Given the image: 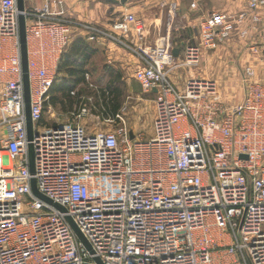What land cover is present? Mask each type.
<instances>
[{"label":"built area","instance_id":"built-area-1","mask_svg":"<svg viewBox=\"0 0 264 264\" xmlns=\"http://www.w3.org/2000/svg\"><path fill=\"white\" fill-rule=\"evenodd\" d=\"M238 1L236 11L213 10L202 20L184 65H197L201 49L260 28V43L250 49L264 52V0ZM23 13L31 140L21 11L17 0H0V264H264V80L255 68L243 69L244 96L231 103L215 80L193 72L178 87L170 78L173 47L145 44L133 13L108 30L52 16L47 5ZM76 30L140 58L134 77L155 95L150 137L129 129L123 113L108 118L118 123L107 131L90 132L78 121L41 124ZM133 30L136 45L125 41ZM47 112L54 113L51 105ZM33 179L46 198L33 191Z\"/></svg>","mask_w":264,"mask_h":264},{"label":"rangeland","instance_id":"rangeland-1","mask_svg":"<svg viewBox=\"0 0 264 264\" xmlns=\"http://www.w3.org/2000/svg\"><path fill=\"white\" fill-rule=\"evenodd\" d=\"M124 1L126 2L122 3V0H113V5L110 10H116V7L121 5L124 6L126 3L128 4H126L125 7L139 5L138 11H134L135 13L133 14L143 22V17H147L151 5L146 4L147 2L145 3L144 0ZM158 1H161L160 6L164 8L161 31L162 36L167 35V28H169L168 22L171 21V46L173 49L180 48V52L182 53L181 56H176V66L172 68L171 71L173 72V70H176V72L173 75L170 73L171 77L175 76L182 82V86H184L186 80L191 76V72H193V76H203L204 78L215 80L220 86L222 98L232 103L236 102L233 99L234 94H232L233 98L230 99L231 95L225 93L221 85L224 80L229 79L230 82L234 83L235 88L238 87L239 90V88L242 87L239 76L243 68L249 65L255 68L256 78L264 80V60H261V58L264 59V52H261V58L255 57V55L252 54L254 50L250 49V45H247L245 40H229L221 42V44L211 49H201L200 61L197 65H193L192 67L184 65V51L188 46L198 45L199 33L196 39V29H194L196 25H192L193 27H190L191 29H187L189 27L184 29L182 20L184 14L180 13L187 12L191 18H195L198 14L200 16L202 14L200 8L202 6L205 8L209 7L212 0ZM199 5H201L200 8L196 9ZM180 6L182 7V11H179L181 8ZM124 10L118 12L121 13L124 12ZM153 10L154 9H152V12H154ZM205 11H207V8ZM125 12L128 13L130 11L128 9ZM119 13H117V15H119ZM208 14L206 13V15ZM121 16H123V14ZM166 37L167 36L161 37L163 41L160 44L165 42L164 39H166ZM182 40L185 41V44L180 46V41ZM133 71L132 69L131 71L123 72L122 76H117L115 72L110 74L102 68L94 67L90 72V76L86 77V82L79 84L75 88V94L73 95L71 105L68 101L66 104L51 106L55 112V116L47 112L45 117L46 124H44V126H53L59 122L65 121H78L85 125L90 132L114 129L118 122L108 121V118H113L115 116L106 118V114L102 112V105L105 103V100L113 99L118 102L120 101L121 113L125 115L128 128L144 138L150 137L153 131V121L156 113L154 102L155 95L144 93L139 82L135 79L134 75H132ZM238 78L241 83H239ZM83 109H86L85 114L81 117H76Z\"/></svg>","mask_w":264,"mask_h":264},{"label":"crops","instance_id":"crops-1","mask_svg":"<svg viewBox=\"0 0 264 264\" xmlns=\"http://www.w3.org/2000/svg\"><path fill=\"white\" fill-rule=\"evenodd\" d=\"M146 4H150L151 8L149 10V13L147 14V17H143V34H144V43L145 44H160L163 40L161 37L167 36L166 39H164L165 43L172 44L171 41V21L168 22L169 28H167V35L162 36V23H163V12L164 8L163 6H160V2L158 0H144ZM126 1L122 0V3H125ZM200 2V1H199ZM113 0H25V6L26 9H34L35 7L42 8L44 6H48L49 14L52 16H68L75 20L81 21V22H87L92 23L100 28L103 29H110L112 26L113 21L120 17L122 14H125L126 10L129 9L131 13H135L134 11H138L139 5H132L130 7H125L121 5L119 7H116V10H110L112 7ZM201 5L197 6L196 9L200 8ZM181 7V6H180ZM241 4L237 0L236 2H226V1H220V0H212L211 4L207 8V11L205 7H201L200 10L202 11V14L199 16V14L195 18H191L189 14L186 13H180L183 15V24L184 29H191L190 27L194 26L195 31V38H198L199 28L202 20L207 16L209 12L213 10H222V9H230L232 11H236L237 9L241 8ZM121 9V10H120ZM125 9V10H124ZM152 9H154L152 12ZM119 13L118 11H123ZM179 11H182V7ZM200 11V12H201ZM119 13V15H117ZM172 13V12H170ZM199 13V12H198ZM172 15V14H171ZM173 21V18H172ZM261 28L258 30H254L251 32L250 36L246 39L241 38L238 35H235L231 40H245V43L247 45H251L254 43H260V33ZM82 36L94 49V53L89 59V62L87 64L88 72L86 73V77L90 76V72L95 68H102L104 71L106 70H114L117 76H122L123 72L131 71L132 69L133 74L135 72V69L141 64L140 58L129 48H127L125 45L120 44L118 42H115L113 40L104 38V37H98L96 39H90L87 36L86 31L83 30H76L73 34L72 38ZM230 40V41H231ZM126 42H130L131 44H138L139 38L136 31H131L128 35L125 37ZM185 44V41H180V46ZM221 46V45H219ZM255 57L261 58V53H253ZM182 53H179V56H181ZM244 69V68H243ZM176 72V70H173L172 75ZM242 72L239 76L242 82ZM171 77V75H170ZM238 78L239 83L240 80ZM174 79V80H173ZM171 80L180 88H182V82L177 79V77H171ZM82 84V83H81ZM222 88L225 90L226 94L231 95L230 99L233 98L232 94H234V101L238 102L240 101L244 96V87L242 83V87L235 88L234 83L230 82L229 79L224 80ZM74 92V91H72ZM228 95V96H229ZM53 106V105H52ZM54 111V110H53ZM117 113H121V108ZM116 113V114H117ZM104 114V113H103ZM115 114V115H116ZM55 116V112L52 114ZM115 115L106 114V118L113 117ZM155 117V116H154ZM135 132V131H134ZM136 133V132H135Z\"/></svg>","mask_w":264,"mask_h":264},{"label":"trees","instance_id":"trees-1","mask_svg":"<svg viewBox=\"0 0 264 264\" xmlns=\"http://www.w3.org/2000/svg\"><path fill=\"white\" fill-rule=\"evenodd\" d=\"M93 53L94 49L82 36L71 39L68 47L61 55L57 75L50 90V99L41 120L42 125L46 124L45 117L48 105L57 106L59 104H66L68 101L71 105L73 95L75 94H73L72 91H74L79 84L86 82V73L88 72L87 64ZM106 71L110 74L114 72V70L111 69ZM120 108V101L107 99L102 105V112L104 114L115 115Z\"/></svg>","mask_w":264,"mask_h":264},{"label":"water","instance_id":"water-1","mask_svg":"<svg viewBox=\"0 0 264 264\" xmlns=\"http://www.w3.org/2000/svg\"><path fill=\"white\" fill-rule=\"evenodd\" d=\"M17 4H18V9L21 11V14H20L21 54H22V66H23V72H24L28 137L31 140L33 139L34 130H33V121L31 117V110H30V81H29V66H28L26 17L23 13L26 9L25 0H17ZM173 53L175 56H179L180 48H174ZM133 136L134 134L132 133V137ZM29 156H30V168H31V171H34V149L32 145H30ZM32 187H33V191L36 194H38L39 196L45 197L38 191L35 179L32 180ZM98 264H104V263L98 259Z\"/></svg>","mask_w":264,"mask_h":264}]
</instances>
